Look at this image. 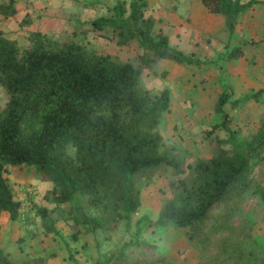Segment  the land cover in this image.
Returning a JSON list of instances; mask_svg holds the SVG:
<instances>
[{"label": "rangeland", "instance_id": "1", "mask_svg": "<svg viewBox=\"0 0 264 264\" xmlns=\"http://www.w3.org/2000/svg\"><path fill=\"white\" fill-rule=\"evenodd\" d=\"M131 1L16 0L14 16L0 15V32L23 49L30 45L33 31L74 41L89 51L132 62L142 72V86L152 94L168 88L171 107L162 114L157 130L167 145L175 146L186 171L221 148L251 141L264 128V0L242 12L233 30L223 14L201 9L196 15L181 16L177 0H147L145 16L155 20L153 34L168 35L170 45L198 59L196 63L158 58L136 40L119 45L102 35H113L111 27L95 29L91 24L114 15L120 3L129 13ZM198 2L206 8L202 0ZM234 47H240L243 55L230 58ZM224 92L231 94L224 106L227 117L217 109ZM8 98L0 84L1 108ZM69 152L74 154L75 148L70 146ZM5 175L21 209L17 219L2 214L0 245L17 263L44 257L47 264H133L163 257L164 264H264V146L252 160L246 191L217 204L194 230L156 223L171 195L170 182L183 176L172 170L138 177V211L128 219L112 220L107 229L95 233L84 230L74 217L78 212L100 215L85 198L76 204L46 198L54 184L35 166L11 165ZM40 208L47 209L58 233L48 231Z\"/></svg>", "mask_w": 264, "mask_h": 264}, {"label": "trees", "instance_id": "2", "mask_svg": "<svg viewBox=\"0 0 264 264\" xmlns=\"http://www.w3.org/2000/svg\"><path fill=\"white\" fill-rule=\"evenodd\" d=\"M256 2L202 0L209 12L225 16L230 30L238 16ZM147 5V0H132L128 13L120 3L114 15L91 24L95 29L111 27L113 35H102L119 45L136 40L158 58L199 62L172 47L168 35L153 34L155 20L145 16ZM16 13V0L0 3V15ZM29 41L23 49L0 32V84L9 96L5 107H0V218L5 212L13 219L20 215L21 202L5 175L11 165L35 166L53 182L46 198L57 204H76L85 198L100 215L78 212L74 217L91 233L138 211V177L151 178L169 170L183 175L170 182L171 195L156 221L161 226L197 229L217 204L246 191L252 160L264 146V128L251 141L221 148L217 155L189 165L186 171L175 146L167 145L157 130L162 114L171 107L168 88L152 94L142 86V72L132 62L89 51L74 41L55 40L42 31L31 32ZM228 55L237 58L243 51L234 47ZM230 97L229 92L220 95L218 111H225ZM38 211L48 231L58 233L47 209ZM164 263L163 257L133 261ZM0 264H47V260L17 263L0 245Z\"/></svg>", "mask_w": 264, "mask_h": 264}, {"label": "crops", "instance_id": "3", "mask_svg": "<svg viewBox=\"0 0 264 264\" xmlns=\"http://www.w3.org/2000/svg\"><path fill=\"white\" fill-rule=\"evenodd\" d=\"M199 0H177L175 3L178 5V13L182 16L184 13H193L196 15L198 13V10H205L209 12L206 8L199 6ZM201 1V0H200ZM158 4V3H157ZM197 6V8H196ZM211 13V12H209ZM177 20L179 19L176 18ZM182 21V20H181Z\"/></svg>", "mask_w": 264, "mask_h": 264}]
</instances>
